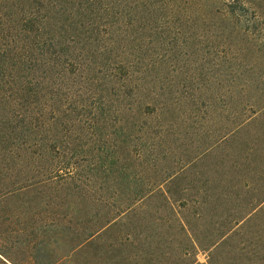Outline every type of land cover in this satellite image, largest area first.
<instances>
[{
	"label": "rangeland",
	"instance_id": "374dc122",
	"mask_svg": "<svg viewBox=\"0 0 264 264\" xmlns=\"http://www.w3.org/2000/svg\"><path fill=\"white\" fill-rule=\"evenodd\" d=\"M95 1L61 12L49 129L0 104V257L264 264V0Z\"/></svg>",
	"mask_w": 264,
	"mask_h": 264
},
{
	"label": "trees",
	"instance_id": "16d2710c",
	"mask_svg": "<svg viewBox=\"0 0 264 264\" xmlns=\"http://www.w3.org/2000/svg\"><path fill=\"white\" fill-rule=\"evenodd\" d=\"M58 3L53 4L50 0H19V3L0 0V104H11L10 93L16 88L20 95L30 94L35 99L43 95L42 103H39L44 106L43 110L38 111L37 102L34 101L29 102L26 108L28 115L24 119L33 125L37 131L35 134L49 129L42 111L50 106L52 96L56 95L54 86H57L56 91L61 88L60 83L57 84L52 78L54 68L59 61L71 65L66 57L72 48L70 43L76 42L77 27L82 25L81 21H73V18L69 20V13L61 14L69 8L68 4L72 5L71 0H59ZM17 31L22 33L21 38H16ZM35 72L42 73L40 81H33ZM45 88L48 89L39 91ZM18 121L24 120L19 118ZM40 134L47 136V133ZM34 136L28 132L24 134L25 140L20 142L33 155L39 154L33 150L37 146ZM0 263L9 264L1 257Z\"/></svg>",
	"mask_w": 264,
	"mask_h": 264
}]
</instances>
